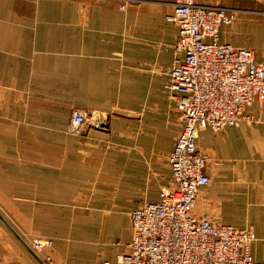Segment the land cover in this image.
I'll use <instances>...</instances> for the list:
<instances>
[{"label": "crops", "instance_id": "crops-1", "mask_svg": "<svg viewBox=\"0 0 264 264\" xmlns=\"http://www.w3.org/2000/svg\"><path fill=\"white\" fill-rule=\"evenodd\" d=\"M150 1L152 19L148 6L116 0H0V215L27 247L0 221V264H39L36 239L51 241L43 253L53 264H115L131 242L128 214L170 186L180 131L164 90L173 52L150 46L174 47L178 32L165 0ZM211 4L236 12L218 42L263 60L264 0ZM248 111L252 125L199 131L210 184L195 212L252 232L259 262L264 101ZM75 112L93 122L80 136L66 131Z\"/></svg>", "mask_w": 264, "mask_h": 264}, {"label": "built area", "instance_id": "built-area-1", "mask_svg": "<svg viewBox=\"0 0 264 264\" xmlns=\"http://www.w3.org/2000/svg\"><path fill=\"white\" fill-rule=\"evenodd\" d=\"M211 1L165 0L170 8L165 20L178 32L164 87L180 126L168 156L171 182L156 201L128 214L131 242L115 264H264L252 258V232L195 212L199 194L210 184L205 173L209 159L196 148L199 131L216 134L252 125L248 110L264 101V59L256 60L250 49L218 42L219 28L229 26L236 12ZM86 124L85 113L75 112L66 131L80 136ZM32 246L39 251L50 242Z\"/></svg>", "mask_w": 264, "mask_h": 264}, {"label": "rangeland", "instance_id": "rangeland-1", "mask_svg": "<svg viewBox=\"0 0 264 264\" xmlns=\"http://www.w3.org/2000/svg\"><path fill=\"white\" fill-rule=\"evenodd\" d=\"M109 1H114V0H109ZM116 1H123V0H116ZM124 3V2H123ZM126 4H128V3H126ZM129 4H134V5H136V6H141L142 4L144 5V6H148V9H147V17H148V19H152L153 17L151 16V14H153L152 12H153V9L152 8H154V7H152V8H150L151 6H154L153 4V2L152 1H150V0H148V1H145V2H140V1H137V0H133L132 2H131V0L129 1ZM128 4V5H129ZM139 4V5H138ZM150 6V7H149ZM123 7V6H122ZM121 7V8H122ZM121 10V9H120ZM122 10H125V7H123V9ZM153 21V20H152ZM164 34V33H163ZM157 38H158V36H157ZM159 39V38H158ZM158 42V41H157ZM151 43L153 44L154 42H153V40H151ZM166 44H165V41L164 40H162V45H155V44H153L152 46H150L151 48L152 47H154V48H157L158 50H162V52L164 51V52H166L165 50H172V52H173V57H174V47H169V46H165ZM166 95V94H165ZM166 98H167V100H168V102H169V104H170V106L172 105L171 104V102L169 101V99H168V96H166ZM171 108V112H172V110L174 109V107L173 106H171L170 107ZM175 110V109H174ZM86 115V125L88 126V125H90V123L92 124L93 122L90 120V118H89V116L87 115V114H85ZM96 123H99V124H103V122L101 121V120H98V121H96ZM94 124V125H97V124ZM176 124V123H175ZM39 240H42V241H48V242H50V246L49 247H44V248H41L39 251H37V250H35V247H33L32 246V244L35 242V241H39ZM29 243V249L32 251V253L36 256V257H38L39 259H40V261L42 262V263H44V264H53L52 263V261L50 260V258H48L46 255H44V250H47V249H49L50 247H51V241L50 240H48V239H36V240H33V241H30V242H28ZM101 262H108V261H101ZM100 262V263H101ZM99 263V264H100Z\"/></svg>", "mask_w": 264, "mask_h": 264}, {"label": "water", "instance_id": "water-1", "mask_svg": "<svg viewBox=\"0 0 264 264\" xmlns=\"http://www.w3.org/2000/svg\"><path fill=\"white\" fill-rule=\"evenodd\" d=\"M104 121H105V119H102V122L104 123ZM99 125H101V124H97L96 126L99 128L100 126ZM0 221L3 223V225L4 226H6V228L14 235V237L25 247V248H27L26 247V245L23 243V241L20 239V237L13 231V229L8 225V223L1 217V215H0ZM31 254H32V256L34 257V259L39 263V264H42L41 262H40V260L32 253V252H30Z\"/></svg>", "mask_w": 264, "mask_h": 264}]
</instances>
